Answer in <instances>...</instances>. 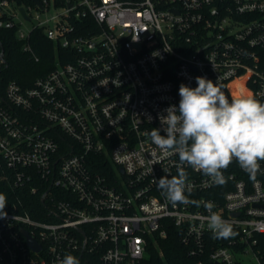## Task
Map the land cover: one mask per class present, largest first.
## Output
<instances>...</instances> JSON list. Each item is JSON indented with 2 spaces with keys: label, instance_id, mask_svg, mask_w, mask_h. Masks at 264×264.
Instances as JSON below:
<instances>
[{
  "label": "built area",
  "instance_id": "2783aa9c",
  "mask_svg": "<svg viewBox=\"0 0 264 264\" xmlns=\"http://www.w3.org/2000/svg\"><path fill=\"white\" fill-rule=\"evenodd\" d=\"M40 1L0 0L32 60L36 30L67 51L31 86L0 81V264H170L157 249L173 226L188 264H264V161L255 182L234 161L224 185L185 165L198 204L173 205L153 176H177L179 157L149 135L197 76L264 102V0ZM209 201L237 235L213 237Z\"/></svg>",
  "mask_w": 264,
  "mask_h": 264
},
{
  "label": "clouds",
  "instance_id": "9594fccd",
  "mask_svg": "<svg viewBox=\"0 0 264 264\" xmlns=\"http://www.w3.org/2000/svg\"><path fill=\"white\" fill-rule=\"evenodd\" d=\"M196 86L180 84L178 105H169L159 115L160 128L149 133L151 141L161 152L178 155V175L156 178L153 182L173 205L198 204L189 200L191 185L184 166L210 177L214 184L227 182L224 170L235 161L255 182L264 161V102L247 96L229 99L216 82L195 78ZM151 120V117H149ZM187 192V195H186ZM6 198L0 194V213ZM207 222L214 238L229 239L237 235L231 222L213 211L215 204L206 202ZM59 264H80L77 257L65 255Z\"/></svg>",
  "mask_w": 264,
  "mask_h": 264
},
{
  "label": "trees",
  "instance_id": "16d2710c",
  "mask_svg": "<svg viewBox=\"0 0 264 264\" xmlns=\"http://www.w3.org/2000/svg\"><path fill=\"white\" fill-rule=\"evenodd\" d=\"M34 0H18L20 4H33ZM0 41L5 49L6 64L0 71V81L3 85L10 80H17L23 86H31L34 80L46 75L54 66L56 56L67 53L64 48L57 47L49 40L42 30H36L31 39L33 46L40 55L39 61H34L29 54L22 50L21 42L15 32L9 29H0ZM32 212V211H31ZM158 251L164 253V258L170 264H188L187 248L180 240L179 229L175 226L168 230V237L160 240Z\"/></svg>",
  "mask_w": 264,
  "mask_h": 264
},
{
  "label": "water",
  "instance_id": "95a60500",
  "mask_svg": "<svg viewBox=\"0 0 264 264\" xmlns=\"http://www.w3.org/2000/svg\"><path fill=\"white\" fill-rule=\"evenodd\" d=\"M36 3H38L40 6H42V3H41V1L40 0H34ZM22 11H23V13H25L26 14V10H24V8H22ZM1 56H3V53H2V55ZM24 233H25V235L27 236V238H28V240H29V242H30V245L33 247V248H36V249H40L41 248V246L40 245H38V243L31 237V235H30V233H28V231H24Z\"/></svg>",
  "mask_w": 264,
  "mask_h": 264
},
{
  "label": "rangeland",
  "instance_id": "374dc122",
  "mask_svg": "<svg viewBox=\"0 0 264 264\" xmlns=\"http://www.w3.org/2000/svg\"><path fill=\"white\" fill-rule=\"evenodd\" d=\"M35 23V20H33V21H25L24 22V24L26 25V27H31L33 24ZM251 257H248L247 259H250Z\"/></svg>",
  "mask_w": 264,
  "mask_h": 264
}]
</instances>
